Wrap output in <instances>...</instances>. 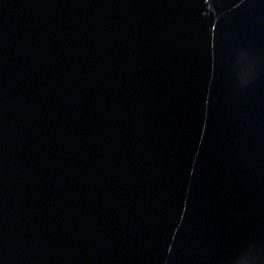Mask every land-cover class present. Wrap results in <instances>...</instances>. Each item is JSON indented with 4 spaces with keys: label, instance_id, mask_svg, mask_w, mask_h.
<instances>
[{
    "label": "water",
    "instance_id": "obj_1",
    "mask_svg": "<svg viewBox=\"0 0 264 264\" xmlns=\"http://www.w3.org/2000/svg\"><path fill=\"white\" fill-rule=\"evenodd\" d=\"M261 240L264 0H0V264Z\"/></svg>",
    "mask_w": 264,
    "mask_h": 264
},
{
    "label": "snow or ice",
    "instance_id": "obj_2",
    "mask_svg": "<svg viewBox=\"0 0 264 264\" xmlns=\"http://www.w3.org/2000/svg\"><path fill=\"white\" fill-rule=\"evenodd\" d=\"M230 264H264V240L236 246L231 253Z\"/></svg>",
    "mask_w": 264,
    "mask_h": 264
}]
</instances>
